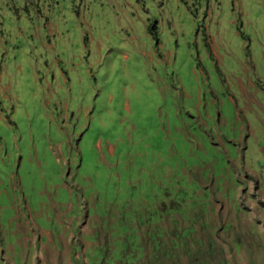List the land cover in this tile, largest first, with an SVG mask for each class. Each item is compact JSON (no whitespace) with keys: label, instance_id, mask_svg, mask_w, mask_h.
<instances>
[{"label":"rangeland","instance_id":"1","mask_svg":"<svg viewBox=\"0 0 264 264\" xmlns=\"http://www.w3.org/2000/svg\"><path fill=\"white\" fill-rule=\"evenodd\" d=\"M0 109V264H264V0H0Z\"/></svg>","mask_w":264,"mask_h":264},{"label":"crops","instance_id":"2","mask_svg":"<svg viewBox=\"0 0 264 264\" xmlns=\"http://www.w3.org/2000/svg\"><path fill=\"white\" fill-rule=\"evenodd\" d=\"M7 111H8V110H7ZM7 111H6V112H7ZM2 114H3V111L0 109V115L2 116Z\"/></svg>","mask_w":264,"mask_h":264}]
</instances>
